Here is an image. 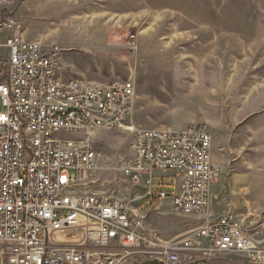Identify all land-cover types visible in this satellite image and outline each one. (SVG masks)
<instances>
[{"label":"built area","instance_id":"1","mask_svg":"<svg viewBox=\"0 0 264 264\" xmlns=\"http://www.w3.org/2000/svg\"><path fill=\"white\" fill-rule=\"evenodd\" d=\"M13 7L0 0V264H210L226 255L264 264V214L208 216L219 169L207 129L131 126L134 81L66 78L62 50L25 40ZM125 128L134 136L125 180L143 182L144 197L168 201L175 216H208L177 240L160 241L131 202L84 190L97 168L92 133ZM154 172L176 179L168 186Z\"/></svg>","mask_w":264,"mask_h":264},{"label":"rangeland","instance_id":"2","mask_svg":"<svg viewBox=\"0 0 264 264\" xmlns=\"http://www.w3.org/2000/svg\"><path fill=\"white\" fill-rule=\"evenodd\" d=\"M13 12L25 39L59 46L71 77L98 85L133 80L131 126L207 129L219 169L210 218L264 214V0H14ZM92 139L97 168L84 190L141 197L144 186L133 187L120 171L133 133L95 130ZM158 178L168 186L176 179L172 172ZM142 203L134 206L164 243L202 224L173 215L168 201L154 209ZM210 264L245 261L226 255Z\"/></svg>","mask_w":264,"mask_h":264},{"label":"crops","instance_id":"3","mask_svg":"<svg viewBox=\"0 0 264 264\" xmlns=\"http://www.w3.org/2000/svg\"><path fill=\"white\" fill-rule=\"evenodd\" d=\"M25 39V38H24ZM25 40H27V39H25ZM27 41H37V40H27ZM64 59V58H63ZM65 61V60H64ZM66 78H69V79H76V80H78V81H80V82H82V83H84V84H86V85H91V86H102V85H106V84H93V83H85L83 80H81V79H78V78H73V77H71L69 74H66V76H65ZM188 129V128H187ZM186 130V129H185ZM182 131H184V130H182ZM165 173H167V172H165ZM165 173H162V172H154V177L158 180V179H160V178H158V176L159 175H163V174H165ZM140 186H144V183L142 182L141 183V185ZM118 199H120V198H118ZM139 199H141V200H143V203H142V205H146V206H148L149 208H156L160 203H162V202H165V201H160V202H155V201H153L152 199H150V198H146V197H144V194L141 196V197H138V195H135L134 197H133V199H122V200H125V201H127V202H131V206L132 207H136V206H134V203H136ZM169 203V202H168ZM169 205H170V203H169ZM138 209L140 210L141 209V207H138ZM172 213V212H171ZM209 217L211 216L210 214L208 215ZM208 216H206V215H200V216H189V217H187V218H202V222L204 221V220H206L207 218H208ZM147 225V224H146Z\"/></svg>","mask_w":264,"mask_h":264},{"label":"water","instance_id":"4","mask_svg":"<svg viewBox=\"0 0 264 264\" xmlns=\"http://www.w3.org/2000/svg\"><path fill=\"white\" fill-rule=\"evenodd\" d=\"M139 264H164L162 261H158V260H143L141 263Z\"/></svg>","mask_w":264,"mask_h":264},{"label":"bare ground","instance_id":"5","mask_svg":"<svg viewBox=\"0 0 264 264\" xmlns=\"http://www.w3.org/2000/svg\"><path fill=\"white\" fill-rule=\"evenodd\" d=\"M125 130H127V131H131L132 129L131 128H125ZM93 134V133H92ZM62 240H64V239H62Z\"/></svg>","mask_w":264,"mask_h":264}]
</instances>
